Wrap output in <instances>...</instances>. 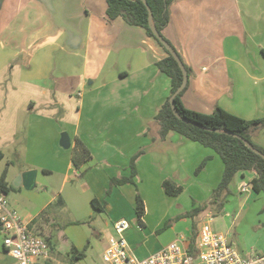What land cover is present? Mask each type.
<instances>
[{
	"label": "crops",
	"instance_id": "crops-1",
	"mask_svg": "<svg viewBox=\"0 0 264 264\" xmlns=\"http://www.w3.org/2000/svg\"><path fill=\"white\" fill-rule=\"evenodd\" d=\"M107 7V0H0V87L6 72L18 71L20 83L49 108L36 110L30 97L26 142L17 152L21 182L12 190L6 175L0 191L12 195L11 205L33 231L46 230L58 213L71 216L70 226L97 213L113 236L114 223L127 219L125 237L138 257H146L180 234L192 239L199 233L197 220L207 211L188 213L207 202L225 165L213 148L177 131L159 136L155 118L172 84L157 62L168 54L143 27L109 19ZM164 35L192 70L182 96L187 108L211 113L219 105L248 120L264 118V0H175ZM65 132L68 148L61 144ZM76 138L92 153L80 167L72 160ZM252 140L264 147V128ZM139 152L135 183L111 187L112 178L131 174ZM29 170L37 171L32 188L25 186ZM256 176L240 172L231 182L241 202L263 194L252 188ZM169 179L183 192L168 194L163 183ZM138 193L146 204L143 224ZM168 228L172 234L160 240ZM74 238V247L84 248ZM248 252L240 253L264 255Z\"/></svg>",
	"mask_w": 264,
	"mask_h": 264
},
{
	"label": "trees",
	"instance_id": "trees-1",
	"mask_svg": "<svg viewBox=\"0 0 264 264\" xmlns=\"http://www.w3.org/2000/svg\"><path fill=\"white\" fill-rule=\"evenodd\" d=\"M174 1L175 0H147L148 5L153 11L154 25L166 40L168 39L164 35V29L170 22L171 5ZM107 3V16L109 19L122 17L130 25L143 27L147 34L153 37L168 54L167 57L157 62L159 69L171 78L172 84L171 94L166 99L155 118L159 136L162 139H166L170 131H177L204 146L213 148L224 162L225 166L222 180L214 189L210 199L202 206L192 209L188 215L194 217L196 214L203 211H221L224 207L226 197L232 193L230 184L234 177L240 172L255 171L257 176L253 180L252 188L255 192L264 194V157L249 148L239 137L245 138L264 154V147L257 145L252 140V135L259 129L264 128V118L248 120L227 111L219 105H217L211 113H204L187 108L183 103L182 96L188 88L189 83H187L186 87L175 97V104L179 114L183 118L190 120V122H185L177 117L172 109L170 98L183 82V71L173 55L154 35L149 23V10L147 5L143 0H107ZM169 43L171 42L169 41ZM179 55L181 56L180 53ZM185 65L190 76L192 70L186 63ZM208 129H222L223 132H215ZM225 131L233 132L236 136L228 134ZM140 154L141 152L132 157L131 174L127 177L112 178L111 187L125 183H135L134 177L137 174L136 160ZM91 157L92 153L89 146L81 138H76L73 146V165L75 167H80L91 159ZM1 158L2 154L0 153V160ZM207 162L208 158L197 168V172L201 171ZM5 178L6 173L0 179L1 184L5 182ZM163 186L165 191L170 195H179L184 189L183 185L170 179L165 180ZM92 204L97 211H103V207L99 205L96 199L92 200ZM136 204L137 219L139 223L143 224V217L146 214V204L140 193L136 195ZM262 210L264 211V207ZM49 239H47L48 242ZM197 239L198 234L195 232L191 239V253H196ZM72 253L74 260L80 259L85 256V249L80 250L73 246ZM44 264L53 263L47 260ZM70 264L75 263L73 261Z\"/></svg>",
	"mask_w": 264,
	"mask_h": 264
},
{
	"label": "rangeland",
	"instance_id": "rangeland-1",
	"mask_svg": "<svg viewBox=\"0 0 264 264\" xmlns=\"http://www.w3.org/2000/svg\"><path fill=\"white\" fill-rule=\"evenodd\" d=\"M18 72V71H17ZM16 71L12 74L5 73L7 81H2L5 85L0 87V153L5 157L0 160V179L6 173L9 178L12 190L18 189L20 180L21 163L17 157L19 151L24 149L27 136L29 120L27 115L33 106L30 104V97L36 101L35 109L41 112L48 111V107L35 96L34 89L20 83L19 75ZM4 75L1 74V77ZM60 114V110H56ZM234 189V184H231ZM12 192V191H11ZM211 197V196H210ZM245 198V197H244ZM12 195H9L11 201ZM210 198L207 199V201ZM234 191L229 194L224 202L221 211L212 210L203 215L206 218L213 217L212 227L215 231L227 234L234 247L242 252L252 254H264V212L258 213L264 207V194L255 195L254 201L248 204ZM247 204V205H246ZM47 214H43V218ZM97 213L73 226L69 224L71 216L67 213H58L51 216L53 224H45L46 230L40 227L36 233L45 239H49L51 245L50 260L53 264H105L103 252L106 241L111 235L110 229L102 219H96ZM199 218L201 222L205 221ZM153 217H149V222ZM129 221V220H128ZM130 222V221H129ZM174 226L176 221L173 222ZM171 227V226H170ZM169 227V228H170ZM163 230L161 239L166 241L172 234V229ZM67 229V230H66ZM65 230V233L62 232ZM78 236L84 241L85 256L80 259H73L72 247L74 237ZM3 236L0 235V263L16 264L15 258L3 253Z\"/></svg>",
	"mask_w": 264,
	"mask_h": 264
},
{
	"label": "built area",
	"instance_id": "built-area-1",
	"mask_svg": "<svg viewBox=\"0 0 264 264\" xmlns=\"http://www.w3.org/2000/svg\"><path fill=\"white\" fill-rule=\"evenodd\" d=\"M212 220L210 216L200 226L196 253L190 252L191 239L180 234L164 248L138 257L125 237L130 222L119 219L114 223L115 235L109 239L103 260L105 264H264V255H242L227 234L213 229ZM0 235L5 250L17 264H44L50 258L48 240L32 230L4 191H0Z\"/></svg>",
	"mask_w": 264,
	"mask_h": 264
},
{
	"label": "water",
	"instance_id": "water-1",
	"mask_svg": "<svg viewBox=\"0 0 264 264\" xmlns=\"http://www.w3.org/2000/svg\"><path fill=\"white\" fill-rule=\"evenodd\" d=\"M144 3L147 5L148 10H149V23H150V27L154 33V35L159 39V41L163 44V46L173 55V57L176 59V61L178 62L180 68L183 71V82L182 84L179 86V88L175 91V93L171 96L170 101H171V105H172V109L175 113V115L177 117H179L180 119L184 120L185 122H190V120L183 118L179 112L177 111L176 108V104H175V97L186 87L188 81H189V73L188 70L186 68V65L183 61V59L181 58V56L179 55L178 51L173 47V45L171 43H169L168 40H166L163 35L158 31V29L156 28V26L154 25L153 22V11L152 8L148 5L147 0H143ZM202 128H206L204 126H201ZM207 129V128H206ZM208 130H212L215 132H223L222 129H208ZM228 134H232L235 135L233 132L230 131H225ZM245 143L246 145L251 148L253 151H255L256 153L262 155L264 157V154L257 148H255L249 141H247L245 138L239 136ZM61 144L68 148L71 145V139L69 137V135L65 132L62 135L61 138ZM37 175V171L36 170H29L25 173L24 175V179H25V186L27 188H32L35 184V177ZM21 182V180H19V183ZM18 183V186H19Z\"/></svg>",
	"mask_w": 264,
	"mask_h": 264
}]
</instances>
